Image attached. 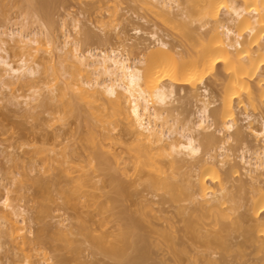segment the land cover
<instances>
[{
	"label": "rangeland",
	"instance_id": "obj_1",
	"mask_svg": "<svg viewBox=\"0 0 264 264\" xmlns=\"http://www.w3.org/2000/svg\"><path fill=\"white\" fill-rule=\"evenodd\" d=\"M31 2L34 6L28 11L20 0H0V30L25 17L29 21L44 18L60 44L64 25L78 20L88 33L86 41L81 37L87 48L102 50L124 45L130 57H136L145 45L153 42L151 35L155 34L177 50L176 30L142 11L132 0H117L115 4L109 0H93L90 4L77 0ZM114 6L116 29L111 27L106 13L108 7ZM101 24L107 25L104 32L97 29ZM11 59V50L0 51V68H5ZM174 93L177 102L170 107V120L179 125L178 88ZM17 95L8 90L0 95L4 98L0 103V215L6 214L13 227L19 225L8 215L10 209L2 204L6 189H13L8 197L14 204L18 200L26 202L32 228L38 236L26 249L32 260L36 262L46 254L51 256L52 264H182L180 195L173 199L170 191L158 185H137L125 177L113 157L105 149H98L100 129L87 115L84 105H77L73 111L70 107L60 111L38 110L29 116L22 111L23 105H19L22 99L16 98ZM120 128L124 137V128L122 125ZM90 130L96 133L93 141L88 139ZM171 138L179 142V135ZM61 152L69 155L73 166L84 167L87 173L92 166L98 177V189L90 184L83 186L61 172L53 161L60 159L56 154ZM98 156L105 159L104 163H99ZM17 172L25 175L23 189L9 186L14 179L20 185ZM63 219L68 220L72 233L67 238L55 231ZM154 228L168 235V242L154 233ZM127 229L130 231L127 241L136 243L142 257L132 244L122 243L120 234ZM4 230L7 227L0 220V232ZM92 239H103V248L115 247L119 256L97 249ZM21 257L18 242L0 234V264H20Z\"/></svg>",
	"mask_w": 264,
	"mask_h": 264
},
{
	"label": "bare ground",
	"instance_id": "obj_2",
	"mask_svg": "<svg viewBox=\"0 0 264 264\" xmlns=\"http://www.w3.org/2000/svg\"><path fill=\"white\" fill-rule=\"evenodd\" d=\"M31 1L20 0V5L32 11L34 5ZM77 1L90 4L93 0ZM132 1L138 3L142 11L176 30V0ZM116 10V6L106 10L114 29L118 27L114 18ZM63 28L60 44L44 18L29 21L25 17L8 29L1 28L0 51L7 53L8 49L11 50L12 59L5 63V68H0V95L4 90L11 94L19 93L16 96L22 99L19 105H23L22 111L29 116H34L38 110L55 108L60 111L70 107L73 111L77 105H84L87 115L100 129L98 149H105L113 157L116 166H121L123 175L137 185H158L170 191L172 198L176 199L180 195L179 142L171 137L179 135V125L174 119L170 120V107L177 102L174 93L178 88L176 47L152 34L153 42L145 45L136 57H130L124 45L102 50L87 48L84 41L88 33L78 20L65 24ZM106 28V24L97 26L100 32ZM3 100L1 96L0 103ZM120 125L124 128V137L128 136L125 140L121 136ZM95 137L94 130H90L88 139L93 141ZM126 153L127 157H124ZM56 155L60 159L53 161L61 172L83 186L90 184L93 189H98V177L92 166L87 173L84 167L73 166L74 161L66 152ZM98 160L99 163L105 161L100 156ZM153 174L157 176L154 178ZM16 176L20 185L17 186L14 179L9 186L23 189L25 175L17 172ZM6 191L3 208L10 209L8 215L19 225L13 227L3 213L0 220L7 230L0 234L21 246L20 264H52L51 256L44 254L35 262L26 252L38 236L32 228L26 202L18 200L14 204L8 197L14 190L8 188ZM159 225L162 226L163 222ZM55 231L63 238L72 234L67 219H63ZM153 231L168 242V235L164 232L155 228ZM129 233L128 229L121 232L122 243L132 244L142 257L136 243L127 241ZM92 243L105 254L119 256L117 248H103V239H92Z\"/></svg>",
	"mask_w": 264,
	"mask_h": 264
}]
</instances>
